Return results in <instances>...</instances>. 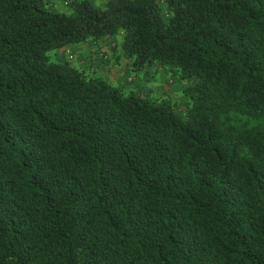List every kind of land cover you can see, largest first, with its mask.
<instances>
[{"label": "trees", "instance_id": "obj_1", "mask_svg": "<svg viewBox=\"0 0 264 264\" xmlns=\"http://www.w3.org/2000/svg\"><path fill=\"white\" fill-rule=\"evenodd\" d=\"M52 2L0 0V264H264V0ZM112 39L184 116L65 54Z\"/></svg>", "mask_w": 264, "mask_h": 264}, {"label": "rangeland", "instance_id": "obj_2", "mask_svg": "<svg viewBox=\"0 0 264 264\" xmlns=\"http://www.w3.org/2000/svg\"><path fill=\"white\" fill-rule=\"evenodd\" d=\"M66 0H53L52 5L58 6V8H66L65 6ZM98 6L103 7V3L106 0H93ZM60 10V9H59ZM62 9L60 11H64ZM162 14L165 19H167L166 9L163 7ZM118 39H112V44H116ZM89 43L86 42L83 45L78 47L86 46L88 47ZM113 45L111 46L110 52L103 51L102 53L106 56V60H99V66H91L84 65V62L87 58L81 57V54H75V59L70 60V63L82 70L85 73H93L106 79L110 84L114 86H120L125 90L135 89L142 95L159 98L161 96L169 97L172 102H174L177 106V110L183 116L187 111V100L182 93L183 87H186L188 83H180L175 81L169 73L165 70L160 69L156 65H150L146 68V72L144 71L142 74L134 75L130 73L128 61L119 55L118 49L114 50ZM75 47V48H78ZM91 49H89L90 51ZM88 51V52H89ZM87 52V51H86ZM92 52V50L90 51ZM51 56V60H57V56L59 57V61H64L66 56L62 53L54 54L49 53ZM100 55V54H99ZM100 58V57H99ZM101 69V70H100ZM116 75L117 78L113 76ZM145 77V79L143 78Z\"/></svg>", "mask_w": 264, "mask_h": 264}, {"label": "crops", "instance_id": "obj_3", "mask_svg": "<svg viewBox=\"0 0 264 264\" xmlns=\"http://www.w3.org/2000/svg\"><path fill=\"white\" fill-rule=\"evenodd\" d=\"M105 3H106V1H104V3L102 5L104 6ZM52 6L57 11H60L62 9H65L64 11H68L66 8H62V7L58 8V6H54V5H52ZM112 45H113L112 41H109V42L104 43L101 46L89 45L88 47L83 46V47L73 48V53H75V52H76L75 54L80 53L82 58H84V57L87 58L84 62H82V63H84V65H86V66L87 65H91V66L93 65V66H98L100 68L101 66H99V63H98V61L100 60L99 59V54L101 52H103V51H106V50L108 52H110V50H111L110 48H111ZM89 49H91L92 52H90L91 50L89 51ZM75 54H74V56L76 57ZM145 72H146V70H145ZM113 77L117 78L116 75H114ZM143 78L145 79V77H143Z\"/></svg>", "mask_w": 264, "mask_h": 264}, {"label": "built area", "instance_id": "obj_4", "mask_svg": "<svg viewBox=\"0 0 264 264\" xmlns=\"http://www.w3.org/2000/svg\"><path fill=\"white\" fill-rule=\"evenodd\" d=\"M65 54L67 55V58H68L69 60H72V59H73V55H72V53H71L70 50L65 51Z\"/></svg>", "mask_w": 264, "mask_h": 264}]
</instances>
